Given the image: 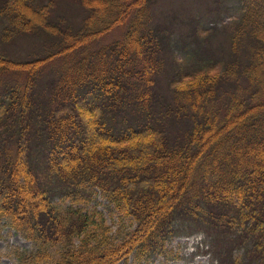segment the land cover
<instances>
[{
    "label": "trees",
    "instance_id": "obj_1",
    "mask_svg": "<svg viewBox=\"0 0 264 264\" xmlns=\"http://www.w3.org/2000/svg\"><path fill=\"white\" fill-rule=\"evenodd\" d=\"M61 1L0 0V220L35 246L13 255L137 264L167 255L175 235L202 231L213 264H264V0H240L227 60L193 44L219 30L196 20L184 43L194 61L169 72L168 105L156 85L169 29L151 22L150 0H76L77 23L57 13ZM41 33L46 54H10ZM171 120L188 126L172 137ZM98 191L137 222L129 235L113 234L97 202L85 207Z\"/></svg>",
    "mask_w": 264,
    "mask_h": 264
},
{
    "label": "rangeland",
    "instance_id": "obj_2",
    "mask_svg": "<svg viewBox=\"0 0 264 264\" xmlns=\"http://www.w3.org/2000/svg\"><path fill=\"white\" fill-rule=\"evenodd\" d=\"M217 1L220 2V7ZM239 6L240 0H150L149 18L154 26L168 27L170 45L172 47V51L165 50L167 58L165 70L156 85L157 93L162 94V103L164 105L171 104L174 101V92L169 86V75L173 72L174 65L180 67L181 70L189 67L194 61L193 54L195 50L190 48L191 50L189 51L184 43L187 39H192L190 33L193 30V26H195L196 20L200 22L199 26L207 28L218 26L219 30L218 34L213 37L211 44H206V42H202L201 46H197L196 42L193 44L198 49L210 46L215 51H227V54L223 56V60H227L230 57V34H228V29L231 25L235 24L240 15ZM57 13L60 15L65 14L74 23L82 21L84 16L76 0H62ZM1 27L0 25V31ZM121 32L122 30H116L108 35L109 41L119 38ZM201 35L203 39L205 31H202ZM22 38H20L21 41L18 46L14 44L8 45V48L13 45L9 51L13 57L33 59L39 55L46 54L45 52L50 44L49 38L46 35L44 36L41 33L22 36ZM5 47L6 44L0 39V51ZM173 52L176 54L180 64L174 62ZM60 61L59 59V62H57L58 66ZM49 78L52 80V75L50 76L48 72L45 73L42 78V89L47 87L46 84L49 82ZM6 81L15 82V79L10 77L4 80V82ZM225 85H228L226 89L231 90L229 84ZM165 108L163 107V109ZM186 126H188V121L186 124L178 123L177 120H171L167 123L168 132L172 137L180 135ZM60 199L59 196L56 198L57 201ZM62 201L65 204L72 202L68 197ZM96 202L97 208L103 211L107 223L111 226L115 236L119 232L122 237L127 234L129 235L136 228L137 222L132 217L122 216L119 210L114 208L99 191L97 199L85 207L91 209ZM34 247V243L12 228L6 218L0 220V264H21L13 255L14 250L31 251ZM167 249L169 251L167 255L166 253L156 254L136 263L213 264L215 260L209 239L202 231L193 234L181 233L175 235L167 242ZM242 252L243 250L238 249L235 254H241ZM171 255L174 257H171ZM131 260H134V256H131ZM118 264H123V262Z\"/></svg>",
    "mask_w": 264,
    "mask_h": 264
}]
</instances>
